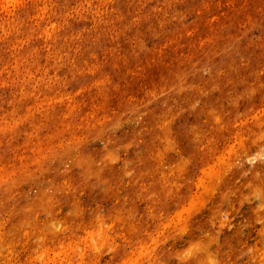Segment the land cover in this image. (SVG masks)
Listing matches in <instances>:
<instances>
[{"label": "clouds", "instance_id": "1", "mask_svg": "<svg viewBox=\"0 0 264 264\" xmlns=\"http://www.w3.org/2000/svg\"><path fill=\"white\" fill-rule=\"evenodd\" d=\"M0 264H264V0H0Z\"/></svg>", "mask_w": 264, "mask_h": 264}]
</instances>
